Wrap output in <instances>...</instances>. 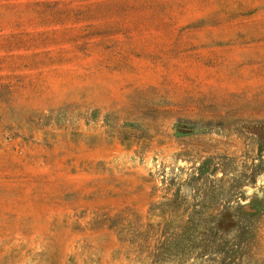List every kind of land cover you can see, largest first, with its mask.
Wrapping results in <instances>:
<instances>
[{
	"label": "rangeland",
	"instance_id": "1",
	"mask_svg": "<svg viewBox=\"0 0 264 264\" xmlns=\"http://www.w3.org/2000/svg\"><path fill=\"white\" fill-rule=\"evenodd\" d=\"M0 264H264V0H0Z\"/></svg>",
	"mask_w": 264,
	"mask_h": 264
}]
</instances>
